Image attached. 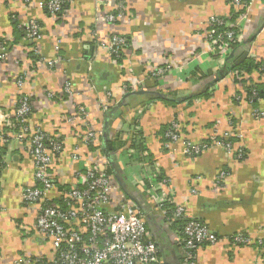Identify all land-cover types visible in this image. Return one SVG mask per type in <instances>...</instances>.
I'll use <instances>...</instances> for the list:
<instances>
[{
    "label": "crops",
    "instance_id": "1",
    "mask_svg": "<svg viewBox=\"0 0 264 264\" xmlns=\"http://www.w3.org/2000/svg\"><path fill=\"white\" fill-rule=\"evenodd\" d=\"M45 1L0 0L5 54L0 60V114L12 116L18 97L27 96L33 106L29 126L62 141L63 150L50 169L55 180L51 202L63 206L75 173L103 161L118 187L112 207L121 196L138 206L161 261L185 264L182 224L165 220L156 204V190L144 178L138 159L149 156L168 181L172 204L218 239L195 251L198 264H262L264 246L257 242L264 239V118H256L254 109L263 112L264 102L253 107L245 100L241 83L262 79L257 72L248 75L235 67L247 59L264 60V0L253 5L228 61L201 55L208 18L231 14L226 0H71L55 18L46 14ZM119 2L126 11L113 25L96 22L115 12ZM31 19L43 35L39 59L32 55L34 43L22 32ZM112 34L127 40L120 63L102 47ZM55 58L60 64L50 68L48 63ZM158 67L167 68V73L152 79L149 74ZM140 81L135 91L143 94L123 100L131 91L122 90V85ZM65 82L73 92L71 100L61 96ZM108 96V108L102 110L100 102ZM169 99L176 105L162 102ZM74 103L84 107L83 117ZM174 121L181 140L166 149L162 132ZM8 122L0 142V264H12L21 256L45 257L50 250L35 230L38 205H24L21 199L22 189L34 185L33 164L26 145L15 137L14 120L10 117ZM88 131L98 134L95 145L101 149L91 151L82 144ZM138 131L143 150L137 154L129 145ZM225 133L243 157L218 146L195 157L182 153L186 141H224ZM115 137L128 145L114 153L109 149L107 158L108 141ZM75 152L82 156L80 161L73 160ZM221 172L226 178L217 186ZM236 235L248 236L251 244L232 245Z\"/></svg>",
    "mask_w": 264,
    "mask_h": 264
},
{
    "label": "built area",
    "instance_id": "2",
    "mask_svg": "<svg viewBox=\"0 0 264 264\" xmlns=\"http://www.w3.org/2000/svg\"><path fill=\"white\" fill-rule=\"evenodd\" d=\"M231 8L228 17L210 16L206 21V29L202 33L204 49L201 55L217 57L225 60L233 53L234 47L240 42V35L246 26L253 5L258 0H226ZM71 0H46L44 8L49 16L55 18L63 11L64 5L68 6ZM126 11L125 4L119 2L115 12L97 17L96 22L104 21L108 25L116 22V17L122 16ZM26 38L34 43L32 54L39 59V49L43 35L36 20H29L25 24ZM127 40L124 36L112 34L109 41L102 47L111 56L116 57L126 47ZM4 45L0 42V60H4ZM61 59L55 58L48 63L51 68L60 64ZM167 68L158 67L151 71L152 79L163 78ZM264 83V70L260 75ZM23 78L20 76L16 84L21 86ZM141 81L122 85V90L135 91L140 87ZM133 87V89H132ZM62 94L68 100L73 98L70 84L65 82ZM109 95V94H108ZM252 95H255L252 92ZM52 95L48 94L51 98ZM110 97L100 102L102 110L108 108ZM241 98V97H240ZM13 115L0 114V142H3L4 129L9 124L10 117L14 120L17 132L16 139L26 145L32 159L34 185L22 189L21 199L24 205H38L35 221V230L47 241L50 246L45 257H19L12 264H164L159 258L158 249L146 230L142 215L131 201L119 197L112 207V194L116 193L117 185L106 174V163L86 167L82 172L75 173V184L66 192L63 206L53 204L49 194L55 186L50 169L54 158L63 150V143L57 137H51L40 128H31L28 117L32 111V102L27 96H19L14 104ZM77 115L83 117L85 109L77 104H72ZM254 116L264 118V111L254 109ZM73 117L69 122H73ZM171 129L165 133L164 148L168 149L172 143L181 140L178 122L170 123ZM229 133L223 136L224 141L212 139L209 142L191 143L184 142L182 153L187 157H195L212 146L224 147L229 153L243 157L241 149H234L227 142ZM98 134L88 131L81 138L84 146L97 141ZM145 156V154L143 153ZM73 160L80 161L79 152L73 153ZM144 178L156 190V204L165 220L168 209L163 208L164 203L170 201L168 181H156L160 170L156 163L148 165L145 160L141 162ZM225 173L221 172L216 178V185L220 186L225 180ZM82 184H81V183ZM162 193V194H161ZM113 208V209H112ZM173 218L183 220L182 236L185 264H198L195 251L199 248L217 243V237L206 225L198 220L187 219L181 207L174 205ZM264 239L257 243L262 245ZM230 243L237 247L251 244L248 236L236 235ZM264 264V256L261 259Z\"/></svg>",
    "mask_w": 264,
    "mask_h": 264
},
{
    "label": "trees",
    "instance_id": "3",
    "mask_svg": "<svg viewBox=\"0 0 264 264\" xmlns=\"http://www.w3.org/2000/svg\"><path fill=\"white\" fill-rule=\"evenodd\" d=\"M67 5L65 6L64 5V9H66ZM45 12L47 15H49V13L46 11L45 9ZM23 34L26 36V30L25 28L23 29ZM127 44V43H126ZM237 46V45H236ZM235 46V47H236ZM235 47L233 50H235ZM33 55V54H32ZM112 58H114L118 63L121 62L123 56H122V53H118L116 57L112 56ZM36 59V58H35ZM264 70V60H261L259 62H256L254 61L253 59H247L244 63L240 64L238 67H235V71H238V72H244L245 74H252L253 72H257L259 78H260V75L262 74V71ZM259 80V79H258ZM242 83V86H243V92H244V95H245V100H247V102H249L253 107H255L259 101H263L264 102V83L263 82H258V83H252V80L251 79H248V80H244V81H241ZM252 92H254L255 95H252ZM62 97H65L64 94L61 95ZM167 96H172L169 94V92L167 93ZM203 96H207V94H203ZM60 97V96H59ZM173 97V96H172ZM66 98V97H65ZM162 102H165V103H170L172 105H176V101H172V100H163ZM171 125H167L163 132H162V138H163V142L166 143L167 140L165 139V133H167L171 127ZM101 138V137H100ZM99 140V139H98ZM130 145L129 147L133 148L135 150V152H137V154L143 150V146H142V139L139 135V131L138 133H135V138L131 139L130 140ZM135 143L137 145H135ZM108 145L110 146V152L111 153H114L115 151H117V149H120L122 148L123 146H127L128 144L126 142H122L121 140H119V138L115 137L113 140H109L108 141ZM133 146V147H132ZM88 149L89 150H97L98 148L101 149V146H96L95 143H91L89 144L88 146ZM143 158L141 159H138L139 161H143L145 160L146 163L148 165H152L153 161L152 159L149 157V156H146L144 157V159L142 160ZM106 161V160H105ZM105 172L107 175H110L111 174V170L109 167H106L105 168ZM163 179V175L159 174V176H157L156 178V181H160ZM165 179V178H164ZM174 205L173 204H168V203H164L163 204V208L165 209H168V213L166 214V219L170 220L171 222H175V221H179L181 222V224L183 225L184 221L183 220H178V219H174L173 218V215H172V212L174 210ZM264 246V242L262 244ZM261 245V246H262Z\"/></svg>",
    "mask_w": 264,
    "mask_h": 264
},
{
    "label": "water",
    "instance_id": "4",
    "mask_svg": "<svg viewBox=\"0 0 264 264\" xmlns=\"http://www.w3.org/2000/svg\"><path fill=\"white\" fill-rule=\"evenodd\" d=\"M244 56H246V55H244ZM232 57H233V54H231V55L227 58L226 61L230 60ZM244 58H245V57H243V59H244ZM243 59H241V60H243ZM237 65H238V64H237ZM141 94H143L142 91H138V92H137V91H133V92H130V93L126 94V95L123 97V100L126 99V98H128L129 96H133V95H141ZM151 94H152L153 96L158 97V98H165L164 95H161V94L156 93V92H153V93H151ZM109 149H110V146L108 147V151L105 150V155H106L107 158H110V157H109ZM119 183H120V181H119ZM136 208H138V206H136Z\"/></svg>",
    "mask_w": 264,
    "mask_h": 264
}]
</instances>
